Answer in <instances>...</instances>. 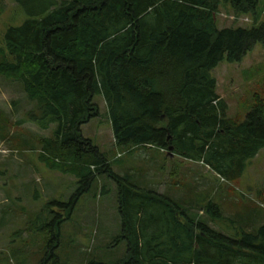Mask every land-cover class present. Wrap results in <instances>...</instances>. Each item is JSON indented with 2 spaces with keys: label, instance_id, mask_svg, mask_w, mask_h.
<instances>
[{
  "label": "trees",
  "instance_id": "1",
  "mask_svg": "<svg viewBox=\"0 0 264 264\" xmlns=\"http://www.w3.org/2000/svg\"><path fill=\"white\" fill-rule=\"evenodd\" d=\"M14 1L26 19L4 33L0 75L17 81L34 104L26 121L41 130L54 126L40 140V160L77 180L70 202L53 204L69 216L93 183L115 184L116 242L126 252L111 264H264V225L230 236L211 227L216 220L234 223L212 199L184 204L186 196L202 203L211 183L205 187L201 178V190L196 179L179 183L175 160L168 186L185 196L140 187L136 174L116 173L81 133L99 115L93 100L101 95L123 157L142 151L154 166L164 154L200 164L223 183L240 179L264 149V100L254 99L246 118L233 121L212 71L223 61L241 62L257 43L264 46V0ZM222 6L249 16L251 26L218 28L214 15ZM163 171L161 164L157 172ZM107 191L103 185L100 193ZM195 205L203 219L192 214ZM59 239L53 234L45 261L66 264L53 252Z\"/></svg>",
  "mask_w": 264,
  "mask_h": 264
},
{
  "label": "rangeland",
  "instance_id": "2",
  "mask_svg": "<svg viewBox=\"0 0 264 264\" xmlns=\"http://www.w3.org/2000/svg\"><path fill=\"white\" fill-rule=\"evenodd\" d=\"M0 8L1 63L6 55L5 31L20 25L26 15L14 0H0ZM214 18L218 28L252 24L249 16L237 17L227 6L220 7ZM212 76L216 80V93L228 105L227 116L233 121L244 120L254 99L264 100V46L255 44L239 63L221 62L212 71ZM93 101L99 115L83 125L81 133L108 156L116 173L132 171L137 175L140 187L144 188L148 182L149 189L178 198L185 193L178 187L168 186L170 181L174 183L168 176L176 160L180 165L179 183L195 185L196 179L200 188L209 187L210 183L212 187L211 191L202 192L205 194L203 200L200 199L202 203L198 197L186 196L184 204L203 206L212 199L220 207L223 217L234 221L232 225L227 220H216L211 224L213 229L234 236L241 230L252 231L264 225V149L249 162L243 176L233 183L220 182L214 175L210 177L209 169L200 164L180 158L170 161L164 154L156 158L153 166L149 162L151 154L142 151L122 156L114 143L103 97L96 95ZM33 105L17 81L0 75V264H52L45 258L51 251L49 241L57 232L60 239L53 252L66 264H84L88 259L108 264L118 262L124 257L126 247L124 242H116L120 220L115 184L103 179L98 184L93 183L69 216L68 210L54 205L55 202H70L77 180L47 167L40 160V140L51 136L54 126L41 130L26 121V114ZM159 164L164 166L163 174L157 172ZM140 175L143 177H138ZM103 185L108 191L102 195ZM196 205L192 214L203 219L204 215ZM219 224L224 228L218 227Z\"/></svg>",
  "mask_w": 264,
  "mask_h": 264
},
{
  "label": "crops",
  "instance_id": "3",
  "mask_svg": "<svg viewBox=\"0 0 264 264\" xmlns=\"http://www.w3.org/2000/svg\"><path fill=\"white\" fill-rule=\"evenodd\" d=\"M141 171H142V169H141ZM139 177H143V175H140ZM145 186L149 187V183L147 182V184H146ZM203 188H205V187H202V188H200L199 190H201V189H203Z\"/></svg>",
  "mask_w": 264,
  "mask_h": 264
}]
</instances>
